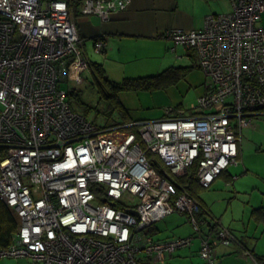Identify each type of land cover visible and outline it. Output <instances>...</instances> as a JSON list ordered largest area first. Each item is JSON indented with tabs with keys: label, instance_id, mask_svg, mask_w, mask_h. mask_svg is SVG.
<instances>
[{
	"label": "built area",
	"instance_id": "1",
	"mask_svg": "<svg viewBox=\"0 0 264 264\" xmlns=\"http://www.w3.org/2000/svg\"><path fill=\"white\" fill-rule=\"evenodd\" d=\"M130 3L82 0L78 11L106 22ZM230 6L206 16L201 29L164 32L195 52L205 75L191 115L101 125L61 86L68 60L84 56L67 3L0 0V201L19 222L0 258L162 264L192 245V235L153 236L154 225L175 213L200 235L202 205L178 179L196 166L198 185L209 188L238 164L242 130L264 116V0ZM104 47L97 39L95 52ZM198 238L207 264L217 245L233 240L222 227Z\"/></svg>",
	"mask_w": 264,
	"mask_h": 264
},
{
	"label": "rangeland",
	"instance_id": "2",
	"mask_svg": "<svg viewBox=\"0 0 264 264\" xmlns=\"http://www.w3.org/2000/svg\"><path fill=\"white\" fill-rule=\"evenodd\" d=\"M215 4H219L217 14H225L230 12V0H215ZM185 49L181 46H178ZM189 56H194L195 60L183 59L180 60L176 55H184L183 52L167 53L163 60H156V63H150L147 73L142 75H156L163 72L169 67H189L183 77L176 80L175 84H169L165 88L155 90L153 92L141 91L123 93L119 100L121 105L127 112V115L138 120H153L165 116H189L192 114V107L196 105L198 97L204 92L205 75L197 67V57L194 51L187 50ZM187 54V53H186ZM89 59H94L97 54L89 49ZM195 63V65H193ZM77 72L76 76L81 79L89 78ZM146 75V76H147ZM79 77V78H80ZM113 80V79H112ZM84 82V80H83ZM81 83L79 86L73 84V87L80 88V96L85 104L96 105V92L88 82ZM67 90V84L62 87ZM69 90H67L68 92ZM103 103L97 105L99 111H103ZM96 116V111L91 110L88 118L93 119ZM103 116V115H100ZM113 119L119 121L121 118L114 115ZM131 119V120H133ZM99 124H103L102 117L96 119ZM241 143V160L237 166H230L229 173L234 177L230 182L225 177H219L211 185L209 189L201 192L203 201L208 206V210L212 215L218 218L221 222H225L226 226H230L235 236H244L251 239L254 254L264 257V221H257V214H251L252 208L261 206L264 211V116L255 120L252 125L242 130ZM260 224V226H259ZM185 218L178 214H171L154 225L156 233L155 238L170 237L172 235H186L188 229L184 226ZM190 231V230H189ZM143 233L150 234L148 229ZM185 233V234H184ZM255 239V240H254ZM193 249L196 251L198 242L193 241ZM182 250V251H181ZM178 250L174 252L173 258L163 264H207L196 254H189L188 250ZM235 253L229 254L224 258L219 259V263L223 264H246L245 260H237ZM226 259V260H225ZM0 264H31L27 259H0Z\"/></svg>",
	"mask_w": 264,
	"mask_h": 264
},
{
	"label": "crops",
	"instance_id": "3",
	"mask_svg": "<svg viewBox=\"0 0 264 264\" xmlns=\"http://www.w3.org/2000/svg\"><path fill=\"white\" fill-rule=\"evenodd\" d=\"M62 1H68L74 4L81 0ZM217 5L219 4H215V0H131V3L125 10L113 13L110 20L106 22H101L95 16H79L76 12L75 22L77 30L79 36L84 39L82 46L84 56L81 55L79 60L74 61V63L71 60H68L66 63L67 76L64 83L67 84V90L74 89L75 91H80V88L77 86H79L83 80V83L88 82L84 78L81 79L83 75L86 77V73L89 74L88 62L101 63L109 79L120 81L124 77L144 76L142 73H147V70L142 69L148 68L150 63H156V60H163V57H165L167 53L172 54L175 52L176 54L177 51H179V53L183 52L184 55H176L177 58L180 60H189L188 52L185 49L174 46L172 42L161 38V34L170 29H181L184 31L201 29L206 16L217 14ZM74 11H76V9ZM99 35H104L106 49L103 54H97V57L94 58L96 61H91L89 59L91 57L89 55V49L91 48L93 51V38ZM173 47H175L174 52H170L168 48ZM82 60L86 62L87 67L79 69ZM77 72L81 73L82 76L80 77L79 75L80 78L76 76ZM63 84L61 85L62 87ZM73 84L77 86L73 87ZM129 118L133 119L131 116ZM240 153L241 143L239 145V156ZM239 164L240 161L238 165ZM227 175L222 177L228 178L227 180L229 181V179H231L229 178V175H231L229 171ZM204 205L208 210L209 208L205 202ZM253 209L254 208H252V210ZM218 221L223 227L231 230L230 226H226L225 222H221L219 219ZM257 221L261 222V220ZM184 226L188 229L186 235L190 234L189 225L185 223ZM153 233H155L154 228ZM241 235L242 233L240 232L238 236ZM243 235L244 243L247 244V246H252L253 242L247 237L246 232H244ZM175 236L183 235H172L170 238ZM162 238L167 239L166 237H161L159 239ZM196 242H198V240H196ZM193 245L194 244L183 250H188L187 252L189 254H196L198 256L199 243L195 252L191 251ZM245 250L246 249H243L240 245L235 243H232L229 247L218 246L214 249L213 260L215 264H218L220 258L235 253V255H237V260H241V258L245 260L243 263L258 264L247 250ZM173 255L174 254L166 256L163 263L172 259ZM220 264H223V262Z\"/></svg>",
	"mask_w": 264,
	"mask_h": 264
},
{
	"label": "trees",
	"instance_id": "4",
	"mask_svg": "<svg viewBox=\"0 0 264 264\" xmlns=\"http://www.w3.org/2000/svg\"><path fill=\"white\" fill-rule=\"evenodd\" d=\"M67 3V6L71 12H73V15L75 17V13L79 16H83L79 13V7L82 3L81 1L75 2L74 4L69 3L68 1H65ZM76 9V11H74ZM123 11V10H122ZM86 17V16H85ZM96 17V16H95ZM98 18V17H97ZM99 19V18H98ZM100 20V19H99ZM101 21V20H100ZM102 22V21H101ZM165 32V31H164ZM164 32L161 34V38H163ZM104 36V35H103ZM99 35L98 37L93 38L92 42V49L94 53L96 54H103L106 49V42L105 37ZM84 42V39L81 38ZM97 39H101L103 42H105V47L100 52H95L94 50V44ZM164 39V38H163ZM83 46V45H82ZM177 46V45H176ZM175 49V47H173ZM170 48H168L169 50ZM170 51V50H169ZM171 52V51H170ZM190 55V54H189ZM191 60H195L194 56H189ZM195 65V63L193 64ZM189 67H169L163 72L154 74V75H144V76H137V77H124L120 81H114L108 78V76L105 73V70L101 63L98 62H88V70H89V78L86 79L90 86L94 88L96 92V99L97 104L92 106L89 104H85L80 96V93L76 92L74 89H71L68 91V96L73 105L76 109H78L80 112L84 113L85 115H89L91 110L96 111V116L92 120L95 122H98L96 119L98 117H102L104 120L103 124L109 125V124H115V123H125L130 121L131 119L127 115L126 110L121 105L119 97L123 93H131V92H141V91H148L153 92L155 90H160L165 88L169 84H175L176 80L180 79L185 75ZM103 103V111H99L97 108V105ZM118 115L121 119L119 121H115L113 119L114 115ZM103 115V116H100ZM239 149V148H238ZM238 160H239V151H238ZM239 163V161H238ZM238 165V164H237ZM236 165V166H237ZM195 171L196 166H192L187 175L178 179V185L179 188L184 189L188 191L190 194H192L200 203L201 207L203 208V212L198 213V219L205 220V223L201 226L200 235L194 234L190 227V234L183 235V236H175V237H186V236H193L194 240H198L199 243V236H216L217 231L219 230V227H223L218 219H216L214 216H212L211 212L208 211L205 208L204 201L201 197V192L203 190H206L198 185L197 179L195 177ZM228 174V170L221 173L219 177H222L224 175ZM218 177V178H219ZM228 177V175H227ZM229 181L232 180L233 176L229 175ZM228 179V178H227ZM216 180V179H215ZM228 181V182H229ZM213 184V183H212ZM211 184V185H212ZM211 187V186H210ZM209 187V188H210ZM207 188V189H209ZM257 214L258 218L257 220H263L264 221V211L261 207L254 208L251 212V214ZM186 224H188L185 221ZM189 225V224H188ZM19 228V222L15 214L0 201V248L4 249L12 243V239L14 235L17 233ZM227 229V228H225ZM206 230V231H204ZM229 233L231 234L233 240L228 245H217L223 246V247H229L232 243H235L237 245H240L243 249H246L247 252L255 259V261L258 264H264V257L263 256H257L254 254L253 251V245L247 246V244L244 243V236H234L233 232L229 229H227ZM206 233V235H205ZM169 239L170 237H166ZM173 238V237H171ZM160 240H165L164 238ZM192 241V244H193ZM186 249V248H184ZM181 250V249H180ZM245 250V251H246ZM6 258V257H5ZM4 259V258H0ZM13 259V258H9ZM29 260L32 263V261L28 258H25ZM20 260V259H15ZM212 264H215L214 260Z\"/></svg>",
	"mask_w": 264,
	"mask_h": 264
}]
</instances>
